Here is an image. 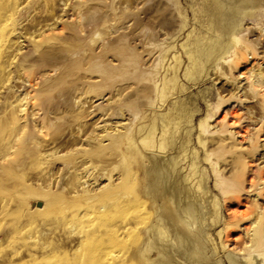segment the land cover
Instances as JSON below:
<instances>
[{"label":"rangeland","instance_id":"1","mask_svg":"<svg viewBox=\"0 0 264 264\" xmlns=\"http://www.w3.org/2000/svg\"><path fill=\"white\" fill-rule=\"evenodd\" d=\"M2 148L0 264H162L164 248L247 263L246 228L264 223V0H0ZM175 156L195 178L183 202Z\"/></svg>","mask_w":264,"mask_h":264},{"label":"bare ground","instance_id":"2","mask_svg":"<svg viewBox=\"0 0 264 264\" xmlns=\"http://www.w3.org/2000/svg\"><path fill=\"white\" fill-rule=\"evenodd\" d=\"M232 26H233V29H234L236 24L232 23ZM53 56L57 57L58 59H60V58L62 59V58H65V57H67L68 59H71L70 56L61 54L60 52H57V53L53 54ZM190 75H194V73L191 72ZM259 85L261 86V83H259ZM178 109H179V107H178ZM86 115L87 114L84 112V113H82L81 116H86ZM185 117L188 118L187 116H185ZM182 118H183V116L177 115V114L172 113V112H170L165 117L163 122H164V128H165L166 131H165V134H163L162 140H160V143H158V141H157V144H155V145H157V146H155V147H157V149L163 151V150L167 149L170 145L174 144V142H175V138H174L175 132L173 133L174 130H172L173 129V125H174V123L180 124L179 121H181ZM176 120H178V121L175 122ZM153 129H154V127H153ZM153 135H154L153 130H149L145 137L146 138L147 137L148 138H152ZM144 144H146V143H144ZM149 146H151V145L149 144ZM2 153L5 154V156L9 155V154H7V152L5 151L4 148L1 149L0 155H2ZM16 155L18 156V154H16ZM16 159L17 158H15L14 160L10 161L9 163L11 165H13V163L16 161ZM180 161L178 160V157L175 156V157H172L171 159L167 160L166 165L164 164V166H167L166 168L169 169V170H167L168 178H169V179H167L168 182H169V188H173L175 197L177 199H179L180 202H183V200H185L187 198V196L189 195L190 191H194V189H192V187H193L192 185H194L195 178H193L191 173L185 174V175L180 174L181 173V170H180L181 168L179 166L180 165ZM137 164H139V166H141L140 163H137ZM137 164H136V166H133V168L130 167V168H127V170H126V189L129 188L128 189L129 190L128 198H129V201L132 202V203L135 202V201H139L141 199H144L146 197V195L144 194V189H143V187L145 185L144 184L145 181L144 182L140 181L139 186H137L135 188H133V187L130 188V184L132 183V181L129 179V176L131 174L130 172L135 167H137ZM192 166H194L193 163H192ZM151 169H152V172H154V174L157 176L155 178V183L157 185H159V186H164L163 184H164L165 180H163V176L161 175V169L164 170L163 169V165H161V164L159 165V164L156 163V164H153ZM260 177H261V180H264V174H262ZM198 180L200 182L197 183L196 187L197 188H202V181L200 179H198ZM250 182L251 183H255L253 178L250 179ZM137 192L143 193V194L137 196L136 195ZM197 199L198 198L196 197V200ZM142 205H144V202H142ZM199 215H201L203 217L204 213L202 211H200ZM244 215H245V217H247V216H250L251 213L244 212ZM261 218H262V216H260L259 213H258L257 217H255V219H253V221L251 222V225L246 228L245 235H247L250 238L249 241L251 242V244L247 248H245V251H246V254H247V257H246L247 263H245V264H253V259L256 256H259L262 259H264V223H263ZM253 224H256V226L253 228L254 232H253V234L251 236L250 235V231L252 230L251 228H252ZM202 226H204V225H202ZM205 232H206V228L202 227V229L200 231L201 239H204ZM154 233L156 234V236L158 237L159 240L164 241V238L167 235V230H166L165 225L162 222L158 221L156 223L155 232ZM229 237H230V234H227L226 238L228 239ZM177 239H178L179 244L180 245H184L186 249H191V247L193 248V246H190L191 243L193 244V241L191 242L188 237L182 238L181 234H179V235L177 234ZM186 240L188 242L185 243ZM234 240L237 241V238H235ZM168 247H170V245H168ZM202 249H205V250L207 249V245L204 242V240H203V242L201 244V247L200 248L197 247L195 249V251H198L197 254L198 253H202V251H203ZM149 250H147V251H149ZM163 252L166 254L167 258H166V260L162 261V264H172L170 262V260H169L170 259L169 257H171L174 253L172 254V251H167L165 248L163 249ZM213 252H216V249H214ZM203 261H205L206 264H211L210 259L208 257H204ZM195 264H199V262H196ZM218 264H221V262L218 263ZM232 264H234V263H232Z\"/></svg>","mask_w":264,"mask_h":264},{"label":"water","instance_id":"3","mask_svg":"<svg viewBox=\"0 0 264 264\" xmlns=\"http://www.w3.org/2000/svg\"><path fill=\"white\" fill-rule=\"evenodd\" d=\"M38 206H41V203H38Z\"/></svg>","mask_w":264,"mask_h":264}]
</instances>
